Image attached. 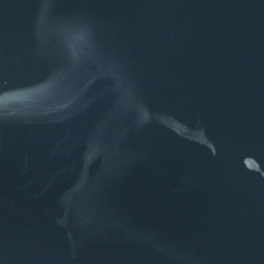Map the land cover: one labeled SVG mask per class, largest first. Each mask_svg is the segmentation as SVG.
Returning <instances> with one entry per match:
<instances>
[{
  "label": "water",
  "instance_id": "water-1",
  "mask_svg": "<svg viewBox=\"0 0 264 264\" xmlns=\"http://www.w3.org/2000/svg\"><path fill=\"white\" fill-rule=\"evenodd\" d=\"M0 264H264V0H0Z\"/></svg>",
  "mask_w": 264,
  "mask_h": 264
}]
</instances>
